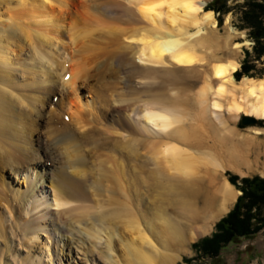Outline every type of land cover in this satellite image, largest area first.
Here are the masks:
<instances>
[{
  "label": "bare ground",
  "instance_id": "1",
  "mask_svg": "<svg viewBox=\"0 0 264 264\" xmlns=\"http://www.w3.org/2000/svg\"><path fill=\"white\" fill-rule=\"evenodd\" d=\"M205 5L206 0H107L93 8L86 0H0V173L3 168H12L15 175L36 171L30 188L16 190L10 199L0 176L1 200L6 201V215L0 210V264H48L41 260L42 250L36 252L33 246L40 244L38 230L50 224L26 222L23 216L43 181L56 207L87 198L88 179L81 177V170H71L75 162L70 158L64 165L61 156L63 150L72 151L83 162L76 152L80 146L92 152L88 141L113 154L98 159H112L114 165L104 176L113 182H106V207L93 212L83 202L76 210L61 206L56 211L61 228L53 225L51 230L61 231V237L71 233L68 221L82 223L75 241L81 238L85 244L88 239L95 246L103 238L104 256L111 264H174L190 240L210 229L237 198L240 191L222 172L246 175L243 167L264 172V137L257 139L264 128L251 126L246 133L233 124L243 113L264 119V77L236 80L241 45L235 41L237 30L227 16L221 34L214 11ZM95 7L114 14L109 18L123 16L127 26L115 25L106 15L101 20L93 14ZM77 17L83 25L72 31L67 25L77 24ZM89 25L106 29L104 34L114 36L113 45H119L116 53L124 52L110 62L105 75L126 85V97L112 99L102 89L93 46L77 44L94 29H87ZM62 52L67 55L63 62ZM94 95L93 103L102 102L111 127L103 128L94 108L83 103ZM44 110L51 115L55 134L39 130ZM66 115L68 122L61 119ZM59 132L66 136L49 145ZM203 140L211 143L203 146ZM132 160L148 166L147 181ZM64 212L68 217L63 220ZM71 243L72 237L64 242L68 252ZM113 249L119 250L120 259L108 255Z\"/></svg>",
  "mask_w": 264,
  "mask_h": 264
},
{
  "label": "rangeland",
  "instance_id": "2",
  "mask_svg": "<svg viewBox=\"0 0 264 264\" xmlns=\"http://www.w3.org/2000/svg\"><path fill=\"white\" fill-rule=\"evenodd\" d=\"M86 1H87V3H89L94 8V6L101 7V3H102V6H103V4L107 0H86ZM209 1H211V0H206V4ZM235 2H238V3L241 4L243 2V0H235L234 2L232 0H230L228 3L229 4H233ZM99 7H95L96 11H94L93 14H95L101 20L104 19V15H106L107 17L105 19L114 21L115 25H118V26H121V27H126L127 26V23L125 21H123V18H121L123 16H118L116 14L115 16H117L119 20H117V18L116 19L109 18L110 15L113 16L114 14L110 13V15H109L108 12H105L103 9H101ZM70 13H71V15H74V16L78 15L76 13V11H72ZM215 15H216L215 17L217 18L218 15L216 13H215ZM227 16H229V17L227 18ZM225 18H227V20H228L227 23L230 26H232L234 29L237 30V32H236L237 35L235 37V41L241 42V45H240V56H239L240 58H238L239 62H241L242 58L244 57V50L246 48L247 49H251L250 46L253 44V41H251L250 39L247 38V33H245L246 32L245 29H240L236 25V24L240 23L239 20H237L239 18V14H237L236 10L234 12L230 11L227 14H224L223 18H221L222 23L220 25L218 24V30H219V32H221V34H223V31L225 29ZM75 19L78 21V23L76 24V22H70V24L67 25V27L70 28L72 31L73 30L79 31L81 29L80 26L83 25V22H82L83 20L80 19V21H79V17H77ZM97 23H98V20H97ZM95 26H97V25H95ZM95 26H91V25L87 26L86 27L87 29H90V27L94 28V29L90 32V34H87L85 37L79 39L77 44L86 45V44H88L90 42V44L93 46L92 47L93 48L92 49V51H93L92 53L97 58L96 62L101 64V69H97V70L101 71L99 73V75L103 74V78L101 79L102 80V83H101L102 89H106L107 88L109 93H111V95H112V99H116L117 100L120 97H126V95H127L126 93H128V88L126 87V85H122L121 83L115 82L113 77H108L107 75H105L106 70L108 69V66H109L110 62L113 61V64H114L115 63L114 62L115 59H117L118 57L122 58L124 52L121 51V52L116 53L118 50H120V48L118 47L119 45H113L116 42L115 41L116 38L114 36H110V35L104 34V31L106 29H100V27H95ZM94 30H97V31L94 32ZM66 56L67 55L64 52H62V55H61L62 62H63V59ZM255 62H256L257 66L259 68H261V67L264 68V55L260 59H258V61H255ZM94 97H95V95L92 96V97L91 96H86L83 99V101H85L83 103H89L88 106L94 108L95 115H96L97 119L100 120V124L103 126V128L106 129V128H108L111 125V123L109 122V119H107L108 118L107 116H103V113H102V110H103L102 107L103 106H101L102 102H101V105H99V103H93V98ZM134 101H135V98L132 99V103ZM111 104H114L115 106L118 105L117 102H111ZM109 105H107L108 109L111 108V106H109ZM24 107L27 110H31L33 112V109L30 107V105L28 103H26V105ZM243 115H244V113L241 114V116L238 118V120L235 123H233L237 127V129L240 130L241 132L249 133V127H251V126L252 127L264 128V119H258L257 124L256 123L248 124V125L241 124ZM50 116H51L50 113L47 112V110H44L43 111V115L41 116L40 120L38 121V126H40V129H39L40 132H42V133H46L47 132L48 135L55 134L51 130L53 128V126H52L53 121H52V118ZM68 117H69L68 115L62 116L61 119L62 120L65 119V121L68 122L69 121ZM263 134L264 133L260 134L259 135L260 137H258L257 139L260 140V138H263L264 137ZM100 135H102V134H100ZM62 136H66V134H64L63 132L62 133L59 132V135H58V137L56 139L48 140L47 143L49 145L54 146V144H56L58 139L60 137H62ZM89 142L90 141H88V143L87 142L86 143L91 145L92 152H88V153L84 152V149L81 146L79 147V150L76 152L77 154L83 155V157H84L83 158L84 159L83 162L77 158L79 155L73 154L74 152H72V151H70L68 153L66 150H63L65 152V154H64L65 156L62 153L61 157H62V160H63V158L65 159L64 162H63L64 165H67V162L68 161L71 162V160L73 162H75V165L72 164V166L70 167L71 170H76V169L81 170L82 174H83L81 177L84 178V179H88L86 181L87 184L85 183L86 184V190H87L86 191L87 192V196H86L87 198L84 199L85 201L83 200L81 202L85 203V205H86V206L84 205L85 207L89 206L91 208V205H92L93 208H91L90 210H92V211L94 210L95 211V209H101L102 207H104V208L106 207L105 203L107 202L106 200L108 199L107 197L109 195V191H106V189H108L109 184H112L113 182L110 181L107 177H104V176H107L108 174H110V171L112 170L114 165L111 163L112 159H109V162L108 161H103V160L100 161L102 158L106 157V155H109L110 157H111V155H113L112 152H110L108 148H102V147H100L98 145V143L94 144V142L93 143H89ZM86 143H84L85 144L84 146L86 148H88V145ZM202 143H203V146H205L206 144H210L211 142L209 140L208 141L207 140H203ZM96 148L97 149L101 148V149L97 150ZM101 151H102V154L100 153ZM95 152H98V153H95ZM103 152L106 153V154H104ZM98 155H100V157ZM97 156L99 158H96ZM98 159H100V160H98ZM93 160H95V161H93ZM123 163L125 165V164H127V161L123 159ZM48 164H49V162H48ZM110 164H111V166H110ZM98 165H100L102 167H100ZM131 165L134 167L136 172L139 171V170H142V171L139 172L140 175H141L140 177H142L141 178L142 180H144V181L146 180L147 181V177H146L147 176V173H146L147 171L146 170H148L147 169L148 166L141 165L139 160H137V161L134 160V162L132 160ZM140 166H143V168H141ZM11 169L12 168H10V169L3 168V171L0 173V176H1L2 180L4 182H6L5 183V189H8V191H7V193H4V195L6 194L5 196H8L9 197L8 199L14 197L13 193H15L16 190H18L19 192H23L27 188H30L31 184L29 185L28 183L29 182L33 183V181H35V176L34 175L36 174V171H32L30 169L28 171L21 170L20 172H18L15 175L12 172ZM245 169L246 168L243 167V170L246 173V175L245 174L242 175V174L236 173V172H234V171H232L230 169H227V170L223 171L222 173L224 174L223 176H225V177H227L228 173L237 174V176L239 178H240V176L241 177H243V176L244 177H250V176H254V175H259L260 177H264V172H260L259 170L247 171ZM108 170H109V172L107 173L106 171H108ZM23 178H24V180H22ZM219 179H220V177H219ZM108 181H109V184H107ZM43 182H44L43 183V189H42L43 193H42V191L39 190L40 188H39V184H38L36 186L37 189L36 188L34 189V191H35V193L33 194L34 197L31 198V201L27 205L28 208H29L27 210L28 212H26V214H24V216H23V218L27 219V220H25L26 222L32 219L31 221H35L37 224L38 223L44 224V226L47 225V224H50L49 227H45V231L38 230V235H37L36 238L38 239L40 244L38 245L37 243L34 242L35 244H34L33 247L36 250V252L39 251V248H40V250H42L41 251L42 252V259L41 260L43 262H47L48 264H108L109 262L105 259V256H104L105 253L103 252L104 246H105L103 244L104 243L103 238L100 239V240L96 239L95 240V242H96L95 246H92L91 242L88 239L84 240L85 244L82 243V241H81L82 239L81 238L78 240V242L75 241V239H78L80 237L79 236L80 233L77 231V229L82 228V226H83L82 223L73 222V220L68 221L69 224H67L68 226L67 225L66 226H67V228L69 230L71 229L70 230L71 233H66L65 235L63 234L64 236L62 235L61 237L59 235L61 233V231L57 232L58 229H56L54 231L51 230V227L53 225L57 226V227L60 226V228H61L60 224H61V222H63L62 219H61V221H59V218L57 216V212L56 211H61L63 209L67 210L69 208L71 210H76V209H74V208H76L75 206L78 207L79 204H80L79 206H81V204H83V203L79 202V204H78V203L72 202V203H70L71 205L70 204L61 205V206H63V209H62L61 206L56 207L51 202V197L52 196H50L51 190H50L48 184L46 183V181H43ZM104 183L107 184V185H104ZM99 185H102V186H99ZM206 186H207V184H206ZM95 188H97V189H95ZM103 188H105V189L103 190ZM211 188H212V186L207 187V189H208L207 190L208 197H211V193L213 192V189H211ZM204 189H205V187H204ZM106 192L108 193V195H107ZM104 193H106V194H104ZM239 194H240V192H239ZM4 195L0 194V204H1L0 205V210L3 211L4 216H5L6 215V210H5L4 206L6 205V201L5 200H1V197L4 196ZM238 195H237V197H238ZM5 196H4V198H5ZM18 197H20L19 194H18ZM102 197L106 198V200L102 199ZM38 199H39V201H38ZM95 199H97V200H95ZM99 199L101 200V202H100ZM236 199L237 198H235L234 201L230 202V207H229L228 211H226L222 216L217 218L212 223L210 229H208L204 234L200 235V237L198 236L197 238H194V239L190 240V242L186 245L185 250L183 252H181V257L174 264H264V226L261 229H259V231L256 234H254L253 236H251V237L236 238L235 240H233L230 243L226 244L225 246L222 247V249L220 250V253H218V256L215 257V258H212V257L209 258V257H205V256H202V255L199 256L198 251L195 250V248L192 247V244L194 242L198 241V239H201L204 236H208V235H210L212 233V231H214L213 227H215L216 222L220 218L225 216V214H227L230 211V209L233 207L234 202L236 201ZM198 200L199 199L197 198V201ZM95 202L97 204L100 202V205L98 204V206L96 207L97 204ZM87 204H89V205H87ZM197 205L200 206L201 203H199V201H198ZM64 213L62 214L63 215L62 216L63 220L68 217L67 213L66 212H64ZM43 214H44V217L42 218ZM262 214L264 215V206L262 207ZM64 215H66V218L64 217ZM50 221H52V222H50ZM26 222L24 223L23 221H20L19 224H21L20 226L23 227V226H25ZM85 228H88V226L85 227ZM46 231H47V233H46ZM42 232H44V234H41ZM19 233H20V231L18 232V234ZM19 235L22 236L21 234H19ZM24 237L26 238V236H24ZM67 237L68 238L72 237V243H71L72 246L69 247L70 252H68V249L67 250L64 249V247H65L64 242L65 243L67 242V240H68ZM61 239H62V241H61ZM41 242H42V244H41ZM79 242H81V244ZM43 244H46V246L43 245ZM60 247H62L61 250L58 249ZM97 248H99V249H97ZM83 249H84V251H83ZM113 250L114 251H109L108 255L110 256L112 254L111 258L113 256H116V258L120 259L121 257L119 255V250H117V249H113ZM109 264H111V263H109Z\"/></svg>",
  "mask_w": 264,
  "mask_h": 264
},
{
  "label": "trees",
  "instance_id": "3",
  "mask_svg": "<svg viewBox=\"0 0 264 264\" xmlns=\"http://www.w3.org/2000/svg\"><path fill=\"white\" fill-rule=\"evenodd\" d=\"M230 0H211L205 8L213 10L218 17V24L222 23L221 18L230 11L239 14L240 29H245L247 38L253 41L251 49L244 50V57L239 68L234 71L236 80L243 76L262 78L264 68H259L255 61L264 55V0H243L240 4L235 2L229 4ZM233 2L235 0H232ZM235 9V10H234ZM228 180L240 191L233 207L220 218L214 231L192 244L198 251L199 256L215 258L223 246L240 237H251L264 226V177L254 175L241 177L237 174L228 173Z\"/></svg>",
  "mask_w": 264,
  "mask_h": 264
},
{
  "label": "water",
  "instance_id": "4",
  "mask_svg": "<svg viewBox=\"0 0 264 264\" xmlns=\"http://www.w3.org/2000/svg\"><path fill=\"white\" fill-rule=\"evenodd\" d=\"M257 122H258V119L255 117L246 116V115L242 116V123L241 124H243V125L254 124V123L257 124Z\"/></svg>",
  "mask_w": 264,
  "mask_h": 264
}]
</instances>
